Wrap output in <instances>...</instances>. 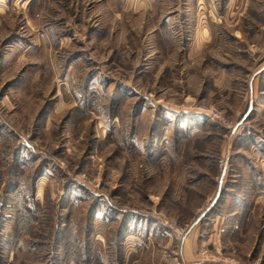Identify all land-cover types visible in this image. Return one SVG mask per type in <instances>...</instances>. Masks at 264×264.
Here are the masks:
<instances>
[{"label": "rangeland", "instance_id": "obj_1", "mask_svg": "<svg viewBox=\"0 0 264 264\" xmlns=\"http://www.w3.org/2000/svg\"><path fill=\"white\" fill-rule=\"evenodd\" d=\"M263 64L264 0H0V264H264Z\"/></svg>", "mask_w": 264, "mask_h": 264}, {"label": "built area", "instance_id": "obj_2", "mask_svg": "<svg viewBox=\"0 0 264 264\" xmlns=\"http://www.w3.org/2000/svg\"><path fill=\"white\" fill-rule=\"evenodd\" d=\"M169 226L171 232L170 238L176 240L178 245H180L184 235L186 234V230L178 227L175 222H170ZM179 247L178 249H180ZM173 254H174L173 261H166L164 264H189V263H185L184 260L181 258L180 251L173 252Z\"/></svg>", "mask_w": 264, "mask_h": 264}, {"label": "crops", "instance_id": "obj_3", "mask_svg": "<svg viewBox=\"0 0 264 264\" xmlns=\"http://www.w3.org/2000/svg\"><path fill=\"white\" fill-rule=\"evenodd\" d=\"M264 67V64L263 65H261L259 68H258V71H260L262 68ZM256 73V72H255ZM195 222H192L191 224H190V226H189V228H188V231H187V234H186V236L183 238V245H182V253H183V256L185 255L186 257L188 256L187 254H188V251H189V247H190V245L192 244V242L190 243V244H187L188 243V237H189V233L191 232V230L193 229V227H195ZM190 242V241H189ZM188 245V246H187ZM188 250V251H187ZM187 252V253H186ZM189 256H190V254H189ZM184 258V257H183ZM197 264H201V263H198L197 262Z\"/></svg>", "mask_w": 264, "mask_h": 264}, {"label": "bare ground", "instance_id": "obj_4", "mask_svg": "<svg viewBox=\"0 0 264 264\" xmlns=\"http://www.w3.org/2000/svg\"><path fill=\"white\" fill-rule=\"evenodd\" d=\"M38 183L40 184V183H41V180H39V182H38ZM184 237H185V235H184ZM184 237H183V238H184Z\"/></svg>", "mask_w": 264, "mask_h": 264}]
</instances>
